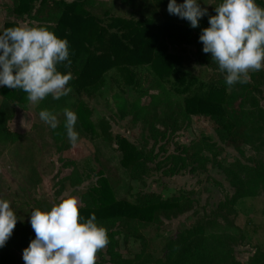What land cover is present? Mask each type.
I'll return each mask as SVG.
<instances>
[{
  "label": "trees",
  "instance_id": "1",
  "mask_svg": "<svg viewBox=\"0 0 264 264\" xmlns=\"http://www.w3.org/2000/svg\"><path fill=\"white\" fill-rule=\"evenodd\" d=\"M114 1L130 9V17L108 18L107 0H12L11 5L0 4L9 18L2 32L26 21L31 25H46L57 36L68 40L71 64L58 67L62 73H72L68 82L71 91L59 100L48 96L39 101L35 106L36 114L45 108L56 115L63 114L65 108L74 111L77 115L74 127L79 138L96 136L106 145L114 146L130 181L143 182L151 169L173 176L194 163L191 170L198 166L204 168L210 162L220 169L232 189V193L218 203L216 212L235 216V204L239 200L264 194V164L260 158L252 159L251 163L239 159L222 163L214 152L208 159L202 152L209 153L213 144L207 145L202 139L188 145L173 140L174 149L170 153L162 151L163 144L157 150L155 146L159 137L174 138L182 127L190 126L195 116L210 121L218 139L239 154L243 153L241 148L245 144L259 150L264 143V109L259 105L264 68L250 72L247 83L228 86L211 54L202 51L198 37L201 30L209 26L204 19L199 20L196 28L187 20L176 21L167 11L168 0ZM215 3L218 5L220 0ZM256 3L264 7V0H256ZM153 7L163 11L160 23L150 17ZM211 15L215 12H208L206 16ZM11 16L15 20H11ZM189 45L194 46L198 64L212 71L208 81L201 84L199 94L187 93L186 87L180 90L166 84L176 67L189 68L188 59L184 57ZM138 66H143L151 78L148 103L142 104L141 96L128 100L124 92L118 90L111 95L114 110L110 117L117 120L130 117L132 121L142 122L153 140L149 148L137 147L123 135L113 134L106 119L97 130L91 120L95 106L88 102L92 103L100 94L109 70L120 71L124 84H134L131 69ZM26 96L21 89L0 87V158L22 138V134L10 129L9 122L16 107L26 109ZM51 138L57 151L69 144L64 118L52 129ZM69 165L68 184L77 187L84 181L83 177L74 161ZM93 174L95 182L79 194V213L84 218L94 214L97 222L107 229L108 244L96 253L95 264H264L263 249L256 248L246 262L239 261L234 247L242 243L243 236L208 233L202 222L177 232L164 244L162 257H153L148 251L149 238L143 230L189 211L191 190H181L167 197L153 191L136 192L132 200L118 199L115 190L121 181L116 172L99 169ZM34 236L29 218L17 220L12 235L0 248V264H24L20 257L22 250ZM120 239L125 243V252L119 249ZM130 240L139 242L138 252H132L128 246Z\"/></svg>",
  "mask_w": 264,
  "mask_h": 264
},
{
  "label": "rangeland",
  "instance_id": "2",
  "mask_svg": "<svg viewBox=\"0 0 264 264\" xmlns=\"http://www.w3.org/2000/svg\"><path fill=\"white\" fill-rule=\"evenodd\" d=\"M107 1L108 18L130 17L131 10L126 6L118 1ZM1 3L11 5L12 0H0ZM200 4L207 9V13L215 12V0H200ZM151 11L153 14L150 17L156 23H160L163 11L156 7H153ZM108 18L104 20V23ZM10 19L15 20L12 16ZM174 19L178 22L186 21L176 15ZM200 19L208 22L206 15ZM6 20L9 18L5 11L0 9V32ZM24 23L26 21L20 22L19 25ZM194 52V46H187L184 57L188 59L189 68L186 70L185 67H176L167 79L168 86L177 87L180 90L186 87L189 94L202 92L201 84L208 81L212 71L198 64ZM131 71L135 79L134 84H124L123 74L116 69L106 73L100 94L92 100L93 104L88 100L95 106L91 120L98 130L106 119L113 134L123 135L137 147L149 148L153 140L150 139L148 130L142 122L132 121L130 117L122 120L110 117L114 110L111 95L118 90L124 92L128 100L141 96L142 104H147L149 101L150 75L143 66L134 67ZM259 100V105L264 109V83L261 85ZM36 104L27 101L25 110L15 108L9 127L22 134V138L0 158V198L10 201L11 207L16 211L17 220L30 218L33 209L50 208L67 195H73L79 199V194L95 182L96 176L93 171L109 169L115 171L121 181L115 190V196L118 199L132 200V195L136 192L153 191L167 197L176 195L181 190H191L192 208L189 211L173 219L151 224L143 230L144 235L149 238L148 251L153 257H162V248L166 241L196 222L204 223L208 233L242 235L244 240L234 247L239 261L246 262L256 248L264 250V194L239 200L235 204V216L217 213L218 203L229 196L232 189L220 169L210 162H207L204 168L198 166L191 170V167L196 165L194 163L173 176H165L161 170L151 169L143 182L130 181L126 169L120 164V157L115 152L114 146L106 145L96 136L81 137L75 146L69 143L63 150L57 151L51 138L52 128L39 119L35 112ZM63 118V114L57 115L58 122ZM199 139L205 140L207 145L213 144L209 153L202 152V155L208 159H211V155L216 152V159L222 163L236 159L251 163L252 159L260 158L264 164V143L259 150L245 144L241 148L243 153L239 154L232 146L218 139L210 121L195 116H192L190 126L182 127L174 138L168 140L159 137L155 149L157 150L158 146L163 144L165 148L162 151L170 153L174 149L175 142L188 145ZM218 149L219 152H217ZM70 161L76 163L78 172L84 180L77 187H70L68 184L67 177L71 173ZM128 246L132 252H138L140 248L138 241L130 240ZM119 249L125 252V243L122 239H120Z\"/></svg>",
  "mask_w": 264,
  "mask_h": 264
},
{
  "label": "clouds",
  "instance_id": "3",
  "mask_svg": "<svg viewBox=\"0 0 264 264\" xmlns=\"http://www.w3.org/2000/svg\"><path fill=\"white\" fill-rule=\"evenodd\" d=\"M209 26L198 37L202 51L224 74L225 84H245L249 73L264 68V7L256 0H220ZM167 11L185 19L192 28L207 15L200 0H168ZM67 38L57 36L46 25L20 24L0 32V86L21 89L27 100L36 104L51 96H67L72 73L61 72L59 65L70 66ZM64 128L72 146L79 140L75 130L77 115L65 108ZM39 119L50 128L58 125L57 115L42 109ZM76 196L67 195L50 208H35L29 223L35 233L22 250L24 264H95L96 253L108 244L107 229L94 214L84 218L79 213ZM10 201L0 198V248L12 235L17 222Z\"/></svg>",
  "mask_w": 264,
  "mask_h": 264
},
{
  "label": "crops",
  "instance_id": "4",
  "mask_svg": "<svg viewBox=\"0 0 264 264\" xmlns=\"http://www.w3.org/2000/svg\"><path fill=\"white\" fill-rule=\"evenodd\" d=\"M3 156V155H2Z\"/></svg>",
  "mask_w": 264,
  "mask_h": 264
}]
</instances>
